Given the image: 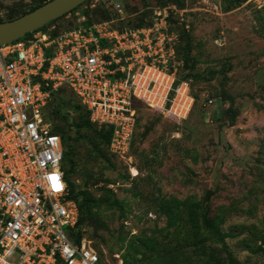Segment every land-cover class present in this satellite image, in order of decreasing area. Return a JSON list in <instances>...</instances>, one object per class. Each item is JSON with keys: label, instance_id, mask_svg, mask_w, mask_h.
Listing matches in <instances>:
<instances>
[{"label": "rangeland", "instance_id": "obj_1", "mask_svg": "<svg viewBox=\"0 0 264 264\" xmlns=\"http://www.w3.org/2000/svg\"><path fill=\"white\" fill-rule=\"evenodd\" d=\"M39 2L0 0V22ZM114 4L132 25L179 11L178 78L194 104L182 121L142 108L120 158L70 92L53 98L45 118L90 201L83 239L109 264H264V0H88L56 26L102 23Z\"/></svg>", "mask_w": 264, "mask_h": 264}, {"label": "built area", "instance_id": "obj_2", "mask_svg": "<svg viewBox=\"0 0 264 264\" xmlns=\"http://www.w3.org/2000/svg\"><path fill=\"white\" fill-rule=\"evenodd\" d=\"M111 12L99 24L83 18L0 46V264H109L93 242L78 241L63 139L45 118L57 94L70 92L93 125L111 131L109 151L120 158L132 149L142 108L176 121L191 112L190 86L177 84L171 20L179 11L158 8L138 26L122 5Z\"/></svg>", "mask_w": 264, "mask_h": 264}, {"label": "water", "instance_id": "obj_3", "mask_svg": "<svg viewBox=\"0 0 264 264\" xmlns=\"http://www.w3.org/2000/svg\"><path fill=\"white\" fill-rule=\"evenodd\" d=\"M88 0H52L14 21L0 24V46L14 43L70 15Z\"/></svg>", "mask_w": 264, "mask_h": 264}, {"label": "trees", "instance_id": "obj_4", "mask_svg": "<svg viewBox=\"0 0 264 264\" xmlns=\"http://www.w3.org/2000/svg\"><path fill=\"white\" fill-rule=\"evenodd\" d=\"M46 3L43 1V0H41L40 2H39V6H38V8H40V7H42V6H44ZM37 8V9H38ZM111 9H112V7L108 10V18L106 19V20H109L110 19V16H111ZM36 10V9H35ZM35 10H33V11H35ZM32 11V12H33ZM31 13V12H30ZM29 14V13H28ZM72 14V13H71ZM70 14V15H71ZM27 15V14H26ZM25 16V15H24ZM151 16V15H150ZM149 16V17H150ZM66 17H68V15L66 16ZM66 17H63L62 19H64V18H66ZM62 19H59V20H57V21H55V22H53V23H51L50 25H48V26H46L45 28H43V29H41L42 31H45L47 28H49V27H51V26H53V25H56V24H58L59 23V21L60 20H62ZM16 20V19H15ZM105 20V21H106ZM144 20L145 19H143V21L141 22V23H139L138 25H140V24H142V23H144ZM12 21H14V20H12ZM2 22H0V24H1ZM130 24V23H129ZM137 25V26H138ZM40 30V31H41ZM39 32V31H38ZM30 36V34L29 35H27V38ZM179 47V46H178ZM179 57V56H178ZM180 59V58H179ZM181 81L179 80L178 82H177V84H179ZM63 92V91H62ZM62 92H60V93H62ZM59 93V94H60ZM58 95V94H57ZM57 95L55 96V97H57ZM74 110H76L77 112H79V111H85L81 106H77ZM86 112V111H85ZM86 114H87V117H88V121H87V123L89 124V125H91V126H95V125H93L91 122H90V120H89V114L86 112ZM95 127H97V126H95ZM99 128V127H98ZM100 129V128H99ZM102 132H104V135L107 137V141H108V147H109V144H110V141H111V131H109V130H105V129H100ZM58 134V133H57ZM58 135H60V134H58ZM61 136V135H60ZM62 137V139H63V143H64V149H65V161H64V171H65V176H66V181H67V184H68V188H69V190H70V192H71V195H72V197L77 201V203H78V206H79V209H80V214H81V219H80V225H79V229H80V233H79V235H78V241L81 239V238H83V234H82V232L83 231H81L82 229H81V227H82V224H84L85 223V214H86V212H85V205H86V203H89L90 201H89V199L87 198V196L86 195H80V193L78 192V189L76 188V186H75V184L72 182V169H71V167L69 168V165H68V160H67V156H68V154H70L71 153V150L70 149H67L66 148V146H68V145H66V141H65V139L63 138V136H61ZM82 196V197H81ZM79 199H81V201H79ZM176 223V222H175ZM175 223H172L171 224V226H173Z\"/></svg>", "mask_w": 264, "mask_h": 264}, {"label": "bare ground", "instance_id": "obj_5", "mask_svg": "<svg viewBox=\"0 0 264 264\" xmlns=\"http://www.w3.org/2000/svg\"><path fill=\"white\" fill-rule=\"evenodd\" d=\"M132 172H133V174H134L135 177L138 176V172H137V170L133 169Z\"/></svg>", "mask_w": 264, "mask_h": 264}]
</instances>
